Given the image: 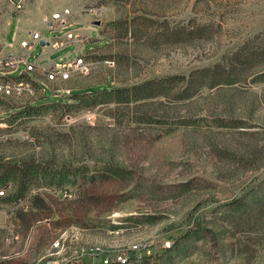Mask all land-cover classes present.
<instances>
[{"label": "rangeland", "instance_id": "1", "mask_svg": "<svg viewBox=\"0 0 264 264\" xmlns=\"http://www.w3.org/2000/svg\"><path fill=\"white\" fill-rule=\"evenodd\" d=\"M28 8L16 16L47 39L67 32L44 31L51 16L72 10L77 36L57 52L36 46L30 61L44 50L58 62L79 54L89 71L43 79L40 89L36 68V97L0 98V197L19 187L12 178L4 186L14 165L33 174L23 204L0 201V264H102L144 242L145 258L130 264H264V220L249 217L264 201V62L190 99L102 98L187 79L264 39V0H31ZM7 11L0 0L3 25ZM18 25L12 19L7 43ZM180 28L205 31L188 41L173 35Z\"/></svg>", "mask_w": 264, "mask_h": 264}, {"label": "built area", "instance_id": "2", "mask_svg": "<svg viewBox=\"0 0 264 264\" xmlns=\"http://www.w3.org/2000/svg\"><path fill=\"white\" fill-rule=\"evenodd\" d=\"M7 7L8 12L22 13L30 5L31 0H3ZM1 13V12H0ZM1 16V15H0ZM73 11L64 8L54 13L49 21H47L46 30L50 33L67 31L61 38L47 39L44 38L42 33L35 30H30L27 33V38L20 43L24 52L21 55L10 54L6 58L0 59V98L5 99L10 96L26 95L29 99L36 97L37 90L34 80L33 71L40 68V73L46 82H56L59 80H68L73 73L84 74L89 71V64L86 62L82 55H77L74 59H65L62 62H55L54 64L43 67L37 64H32L28 61L29 53L34 50L36 46H40V41L45 40L48 42L46 47H50L54 52L60 51L72 44L77 38L74 31H72ZM37 82V81H36ZM38 83V82H37ZM38 86L40 87L39 83ZM40 89H42L40 87ZM6 190L0 191V196L5 195ZM18 202L23 204V200L19 199ZM10 218L12 216L10 215ZM10 234L7 238L9 243L16 238V226L10 225L8 228ZM167 248L170 244L167 243ZM53 249H60L61 243L59 241L52 245ZM149 249V244L138 243L133 244L129 248V255L122 252L114 253L109 258H105L102 264H130L132 260L140 261L145 258L146 252Z\"/></svg>", "mask_w": 264, "mask_h": 264}, {"label": "trees", "instance_id": "3", "mask_svg": "<svg viewBox=\"0 0 264 264\" xmlns=\"http://www.w3.org/2000/svg\"><path fill=\"white\" fill-rule=\"evenodd\" d=\"M203 29H191L185 30L183 28L176 29L173 31V35L176 38H183L186 40L195 39L197 36L203 35ZM264 62V39H260V36L255 37L253 40L246 42L237 52L225 57L222 62L209 68H202L192 71L189 77L186 76H172L164 80L153 79L146 81L141 85L134 86L129 89H112L104 91L102 98L113 97L112 101L116 102H129L133 100H147L153 99L165 94L170 91L175 92L178 99H190L197 95L201 88L207 87L208 89L220 88L223 85H232L243 77L247 76V73L251 68L257 64ZM261 81H264V73L257 76ZM182 88L181 91L179 89ZM176 89L175 91H173ZM180 92V93H179ZM175 97V98H176ZM123 100V101H121ZM77 101H79L77 99ZM108 101V100H106ZM97 102L91 104L96 105ZM32 168L22 169L17 165H14L12 170L8 171L4 178L7 186L9 183L8 179L12 178L17 181L18 189L16 193L11 194L7 197H0V201L8 203L21 199L23 195L28 191V187L33 180V174L31 176ZM3 181V180H2ZM40 199L41 202L45 199L36 196L34 199ZM33 199V198H32ZM29 202L32 204L31 200ZM47 206V205H46ZM246 213V211H245ZM251 219L253 223L260 217L264 220V201H261L257 208L250 211ZM242 253H247L245 250Z\"/></svg>", "mask_w": 264, "mask_h": 264}, {"label": "crops", "instance_id": "4", "mask_svg": "<svg viewBox=\"0 0 264 264\" xmlns=\"http://www.w3.org/2000/svg\"><path fill=\"white\" fill-rule=\"evenodd\" d=\"M28 9L29 8L25 9L22 13H10L7 11L6 13L7 18H6L4 25L2 24V19L0 18V33H3L1 34L2 37L0 41V46L3 48L2 52H0V59L6 58L10 54L21 55L24 52V49L21 48L20 43L27 38V33L30 30H35L34 28H31L32 23H30V21L27 19H23V17L21 16L22 14L27 12ZM17 14H21V15L16 16ZM12 19H17L19 22V25L17 26V29L15 31L12 41L7 43L6 41L7 31H8V27L10 26ZM44 31H47L46 28L44 29ZM38 32L42 33L43 37L46 38L43 32L41 31H38ZM32 51L29 53V59H28V61L32 64H37L40 66H50L54 64L55 62H58L56 60L51 59L50 55L52 51H49V53L48 52L46 53L45 50L43 51V54H41L39 58L36 59L35 62H31L30 58H31ZM37 82H39V84L41 82H44L43 78L41 77L39 78V80L37 79Z\"/></svg>", "mask_w": 264, "mask_h": 264}, {"label": "water", "instance_id": "5", "mask_svg": "<svg viewBox=\"0 0 264 264\" xmlns=\"http://www.w3.org/2000/svg\"><path fill=\"white\" fill-rule=\"evenodd\" d=\"M48 45V42H46L45 40H41L40 41V46H45Z\"/></svg>", "mask_w": 264, "mask_h": 264}]
</instances>
